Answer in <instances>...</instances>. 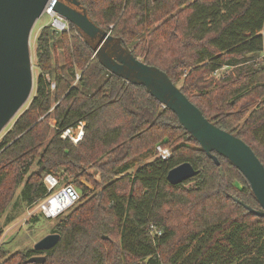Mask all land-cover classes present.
<instances>
[{
    "label": "trees",
    "instance_id": "obj_1",
    "mask_svg": "<svg viewBox=\"0 0 264 264\" xmlns=\"http://www.w3.org/2000/svg\"><path fill=\"white\" fill-rule=\"evenodd\" d=\"M78 1L264 166V0ZM34 56L33 98L0 140V221L22 185L28 207L45 199L47 174L74 186L80 200L58 217L65 215L52 249L0 247V264L34 256L43 264H264V217L233 200L260 209L228 160L213 153L221 176L176 116L144 87L106 71L73 25L60 33L43 27ZM79 122V144L60 139ZM158 145L169 159L158 158ZM183 163L198 174L170 185L168 172Z\"/></svg>",
    "mask_w": 264,
    "mask_h": 264
},
{
    "label": "water",
    "instance_id": "obj_2",
    "mask_svg": "<svg viewBox=\"0 0 264 264\" xmlns=\"http://www.w3.org/2000/svg\"><path fill=\"white\" fill-rule=\"evenodd\" d=\"M46 10L73 25L106 71L127 83L144 87L150 96L169 109L176 116L179 127L199 144L217 167L220 162L213 153L228 160L246 179L260 209L255 210L236 198L233 200L249 213L264 217V166L252 149L238 137L209 122L165 72L146 65L120 38L98 27L78 0H0V134L32 95L30 36L36 21ZM219 172L223 176L221 167ZM197 174L189 163H183L168 172L167 181L175 186ZM59 239L58 234L47 235L33 250L48 251ZM44 261V256H34L24 263L43 264Z\"/></svg>",
    "mask_w": 264,
    "mask_h": 264
},
{
    "label": "rangeland",
    "instance_id": "obj_3",
    "mask_svg": "<svg viewBox=\"0 0 264 264\" xmlns=\"http://www.w3.org/2000/svg\"><path fill=\"white\" fill-rule=\"evenodd\" d=\"M51 16L44 14L36 21L30 36V49L32 55L33 76H34V89L32 95L27 104L20 110L17 116L11 121V123L0 134V140L4 134L11 128L16 118L19 117L23 111L27 108L35 92V83L37 78V68L35 66V39L40 30L49 25ZM264 41V28L262 31ZM264 52V51H263ZM224 74V70L220 71L215 77L218 78ZM51 125L53 120H50ZM170 151V149H169ZM35 171L36 168L34 167ZM95 177L99 180V176L96 173ZM191 187V184L185 186L186 189ZM23 185L17 188L10 204L6 207L5 212L1 216L0 221V247L8 251L9 253L25 252L29 249H33L34 245L47 235L53 234L54 226L66 215H63L60 219L54 220L45 219L37 210V204L32 207H28L23 201L21 196ZM70 212V211H69ZM68 212V213H69ZM106 238V237H102Z\"/></svg>",
    "mask_w": 264,
    "mask_h": 264
},
{
    "label": "built area",
    "instance_id": "obj_4",
    "mask_svg": "<svg viewBox=\"0 0 264 264\" xmlns=\"http://www.w3.org/2000/svg\"><path fill=\"white\" fill-rule=\"evenodd\" d=\"M45 13L51 16L49 26L54 31L60 33L69 30V23L66 20L59 17L51 10H46ZM262 58L264 59V52L262 53ZM217 74L218 73H214V76ZM76 78L78 79V76H76ZM54 87V83H50L51 90H53ZM83 137V122H79L75 127L67 128L60 133V139L67 140L73 145L79 144ZM156 153L161 160H167L170 158L169 149L160 145L156 146ZM43 183L47 189V196L37 204V210L47 220L58 218L60 215L75 206L80 200V194L74 186L70 184L60 186L58 180L53 175H45Z\"/></svg>",
    "mask_w": 264,
    "mask_h": 264
}]
</instances>
